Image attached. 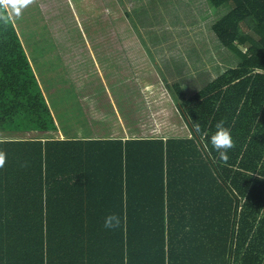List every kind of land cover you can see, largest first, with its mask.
<instances>
[{"label": "trees", "instance_id": "trees-1", "mask_svg": "<svg viewBox=\"0 0 264 264\" xmlns=\"http://www.w3.org/2000/svg\"><path fill=\"white\" fill-rule=\"evenodd\" d=\"M206 1L232 66L184 82L158 65L189 136L124 141L15 137L56 127L0 1V264H264V0Z\"/></svg>", "mask_w": 264, "mask_h": 264}, {"label": "rangeland", "instance_id": "rangeland-1", "mask_svg": "<svg viewBox=\"0 0 264 264\" xmlns=\"http://www.w3.org/2000/svg\"><path fill=\"white\" fill-rule=\"evenodd\" d=\"M8 2L13 22L22 24L21 40L25 36L32 59H43L41 55L47 53L44 59L50 62L45 64L55 76L44 80L53 96L61 93L71 95L64 97L65 103L69 104L66 103L63 109L66 114L58 118L65 133L78 128L90 134L105 128L110 124L106 118L93 122L89 120L90 114L97 109V114L103 112L111 116L114 102L131 136H182L184 125L173 110L175 103L169 91L170 83L165 75L158 74V66H154L150 59L158 61L162 72L174 64L177 68L174 76L184 82L193 80L201 71L205 80H209L226 70L227 66H232L226 56L228 53L210 29L223 11L212 8L206 0H31L27 4L22 0H3V3ZM27 20L29 23L25 24ZM95 46L149 50L151 55L141 56L136 51L137 54L129 58H147L150 63L146 62V67H141L143 77L137 82L132 76L141 73L140 65L130 67L127 72L131 79L128 80L123 78V70L116 65L108 67L107 70L114 71L118 77L108 88L99 81L102 70L86 62L88 56L82 55L85 59L82 68L70 65L67 69L63 68L68 66L67 63L57 62V57L66 61L73 59L75 49ZM54 48L58 52L67 48L72 56H61L60 52L59 56L49 57L50 53H55L49 50H56ZM40 65L44 71L40 73L42 76L46 70ZM102 69L106 75L105 67ZM85 71L95 79L92 90L71 88L70 80L79 77L83 80ZM140 83L143 91L139 89ZM77 91L82 94L81 98L74 96ZM84 93L96 101L88 103L83 98ZM111 93L115 100L110 98ZM132 114L136 119H132ZM131 128L140 132L135 134Z\"/></svg>", "mask_w": 264, "mask_h": 264}, {"label": "crops", "instance_id": "crops-1", "mask_svg": "<svg viewBox=\"0 0 264 264\" xmlns=\"http://www.w3.org/2000/svg\"><path fill=\"white\" fill-rule=\"evenodd\" d=\"M0 1L3 2V0H0ZM4 4H5L7 11L9 13V16L13 22V14L11 12V5L9 4V2L4 3ZM28 23H29L28 20L25 21V24H28ZM13 24H14V26H15L18 34H19V37L21 39V33H22L23 29H20V28L22 27V24L19 23L17 25L16 22H13ZM19 29L21 32L19 31ZM21 41L23 43V47H24L26 56L29 60V63L31 65V68L35 74V77L37 78V80L39 82V85H40L41 90L43 92L44 98H45L46 103L49 107L50 113H51L52 118H53L54 123H55L56 130L51 132V133H42V132H36V131H31V132H26V133H18L15 136L16 138H23V139L38 138L41 141H44L45 137L51 135L55 139H58V140L105 138V139H120L121 141H124L126 138L131 136L128 133V130L123 123V116H121V113H120L119 109L117 108L118 106H116L114 102H112V115L111 116L105 115V113H103V112L100 114L99 113L97 114V109L92 114H90L91 118L89 120L93 121V122L97 121V120L100 121L102 118H106L107 119L106 122H108L110 124L106 125L105 128L97 129V130L93 131V133H90V134L84 133L83 131H81L82 129H78V128H76L74 130V132H72V131L68 132V133L63 132L59 126V123H58L59 119L58 118H59V116H63L66 114L65 112H63V109H64L65 105L69 104L67 102H66L67 104L65 103L66 100H63L64 97L71 96V95H70V93H68V94L61 93V95L53 96V94L51 92L52 90H50V86L48 85V82L45 83V80H44V79L48 80L49 76H55L53 74L54 72L49 70L45 64V63L50 62V61H45V59H44V56H47V53L41 55L43 57V59H40V60L32 59L31 54L28 52V49H27L28 47H27V41L25 39V36H24L23 40H21ZM54 49H56V50H49V51L55 52V53H50L49 57L51 55L59 56L61 54L60 53V52H62L61 50H59L60 52H58L57 48H54ZM60 49H63V48H60ZM65 50L66 51L63 50L64 52H62L61 56H67V55L72 56L73 55L74 58L68 59V61H66L63 58L57 57L58 63L61 62L63 64H65V63L68 64L67 67L63 66V68L68 69L70 67V65H77V66H80L82 68L85 66V62H84L85 59L82 57V55L88 56V60H86V62L89 63L93 68H96V69L100 68L102 70V72H100V75L98 76L99 81L102 83V85H105L108 88H110V85L112 84L113 80H116V78H118L115 76L116 73L114 71L107 70L108 67L110 68V66L116 65L120 70H123V78L125 80H128V79H131L129 77L128 72H127L130 69V67L135 68V66L140 65L139 71H141V73L138 72L132 76L133 80L135 82H137L140 79H142V77H143V75H142L143 69L142 68H143V66L146 67V62H149V61L147 58L142 59V60L141 59L138 60V59H135V58L132 59L129 57H133L134 55L137 54V52H139V54L141 56L151 55L150 54L151 51H149V50L128 49V48H120V47H108L106 49L105 48L103 49V48L95 46V47L83 48L80 50L78 48V49H75L74 54H72V55H71V53H68L69 51H67V48ZM48 59L54 60L55 58H48ZM150 60L154 61V62L151 61L154 63V66H158L159 63L157 60H155V59H150ZM40 64H42L46 70L45 74L42 76L40 75V73H41V71H42V73H44V71L40 67L41 66ZM103 67H105V69L107 71L106 75H104V72L102 69ZM57 69H59V68H57ZM113 73H115V74H113ZM84 75L85 76L83 77L84 78L83 80L80 79L81 77H79L77 80L71 79L70 80L72 82L71 88L72 87H73V89L76 88L78 91L81 88L92 90V88L95 84L94 83L95 79L88 76L87 71H85ZM73 81H75V82H73ZM73 85H77V86H73ZM55 87H57V85H55ZM139 87H140L139 89L141 90L143 87L141 83H140ZM78 91L74 94V96H78L81 98L82 94ZM142 91H143V89H142ZM87 94L88 93H84V96H83L84 100H87L88 103H93L95 99H90L89 97H87ZM110 98L115 100L113 93L110 94ZM111 99H110V101H111ZM116 100H118V98H116ZM90 109L92 110V108H90ZM135 112L137 113L136 108L134 110V113ZM132 116H134V114H132ZM132 119H136V117L134 116ZM93 126H95V125H93ZM94 129H96V128H94ZM134 129H135V131H134L135 134L140 132V131H137V128H134ZM102 130H104V131H102ZM137 136H138V134H137ZM162 136H164V135H162ZM182 136H189V131L185 125H184Z\"/></svg>", "mask_w": 264, "mask_h": 264}, {"label": "clouds", "instance_id": "clouds-1", "mask_svg": "<svg viewBox=\"0 0 264 264\" xmlns=\"http://www.w3.org/2000/svg\"><path fill=\"white\" fill-rule=\"evenodd\" d=\"M24 4L31 2V0H22ZM217 131L214 135H212L209 139L210 144L212 145V150L218 153L219 158L223 161H227L228 156L227 153L230 149L234 148V141L231 137V133L228 128L224 126V122L220 121L216 125ZM194 131L196 133H201L202 129L200 125L197 123L194 127ZM6 154L4 152H0V167H3L5 163ZM115 221V223H114ZM118 224V218L115 216H110L105 221L106 228L115 227Z\"/></svg>", "mask_w": 264, "mask_h": 264}]
</instances>
